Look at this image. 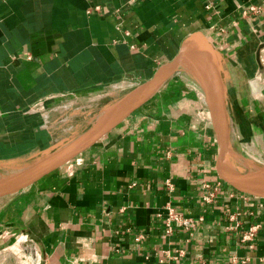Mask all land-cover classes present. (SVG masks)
I'll use <instances>...</instances> for the list:
<instances>
[{"label":"crops","instance_id":"obj_1","mask_svg":"<svg viewBox=\"0 0 264 264\" xmlns=\"http://www.w3.org/2000/svg\"><path fill=\"white\" fill-rule=\"evenodd\" d=\"M186 39L214 49L232 149L264 167V0H0V158L42 155ZM179 71L89 148L0 196V264H264V198L218 177L204 92ZM204 179L224 184L212 204ZM235 225L260 226L253 248Z\"/></svg>","mask_w":264,"mask_h":264},{"label":"water","instance_id":"obj_2","mask_svg":"<svg viewBox=\"0 0 264 264\" xmlns=\"http://www.w3.org/2000/svg\"><path fill=\"white\" fill-rule=\"evenodd\" d=\"M186 67L199 82L211 113L218 146L215 158L218 177L240 193L264 198V167L253 164L232 149L220 62L204 39H186L177 54L160 66L150 79L106 106L79 134L51 145L21 168L0 173V196L19 191L89 148L145 104L174 73Z\"/></svg>","mask_w":264,"mask_h":264},{"label":"built area","instance_id":"obj_3","mask_svg":"<svg viewBox=\"0 0 264 264\" xmlns=\"http://www.w3.org/2000/svg\"><path fill=\"white\" fill-rule=\"evenodd\" d=\"M246 11L248 12H258L259 8L256 7L253 4L248 5ZM246 13V12H245ZM39 108V107H37ZM39 110V109H37ZM222 184L220 181L218 182H211L208 179H204V181L200 185V199L203 204H212L214 203L217 198L219 197V192L222 189ZM236 191V190H235ZM242 197L248 196L247 194H240ZM246 195V196H245ZM184 225L194 227L197 224V221H188L187 223L183 222ZM239 226L235 225L234 227H228L229 229L236 230L238 234L241 236V242H249V247L253 248V243L256 238L257 231L259 230L260 226L259 225H252L248 227L247 229H237ZM171 227L168 226L167 232H170ZM251 242V243H250Z\"/></svg>","mask_w":264,"mask_h":264},{"label":"rangeland","instance_id":"obj_4","mask_svg":"<svg viewBox=\"0 0 264 264\" xmlns=\"http://www.w3.org/2000/svg\"><path fill=\"white\" fill-rule=\"evenodd\" d=\"M179 72H183V73H188L190 76H192L193 78H195V76L193 75L192 71L190 70V68H183L182 70H180ZM195 80H197L195 78ZM130 90L127 91H122L119 93V95L116 96V98L114 99L113 97L111 99H103L105 97H101L102 100H100L98 106H95V108H91L92 113L90 112L88 114V118H87V122H85L82 126L78 127V128H73L72 132L69 133L65 138L59 139L57 142L55 143H59V142H66L69 138L74 137L76 134H79L80 132H82L83 130L86 129L87 126H89V124L94 120L95 116H97L99 114V111L104 110L106 106H108L109 104H112L113 101H115L116 99L122 97L123 95H125L127 92H129ZM106 103L107 105H105V107H103V103ZM108 102V103H107ZM74 105H72L73 107ZM70 107V108H72ZM54 143V144H55ZM38 157V156H37ZM36 157H31L30 159L25 157V158H21L18 160H7L6 158H0V173L5 174L8 173L10 171L16 170L17 168H21L24 165L30 163L31 161L35 160Z\"/></svg>","mask_w":264,"mask_h":264}]
</instances>
